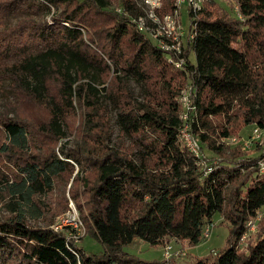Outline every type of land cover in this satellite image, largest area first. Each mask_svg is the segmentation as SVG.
Masks as SVG:
<instances>
[{"label": "trees", "instance_id": "obj_1", "mask_svg": "<svg viewBox=\"0 0 264 264\" xmlns=\"http://www.w3.org/2000/svg\"><path fill=\"white\" fill-rule=\"evenodd\" d=\"M16 1L0 0V78L11 80L12 93L0 110V204L9 211L0 218V264H179L125 248L136 239L197 245L217 213L229 226L226 245L189 255L186 264H264V216L241 244L247 222L264 207V152L252 157L223 141L248 125L264 129V0H233L242 18L210 0L200 15L190 10L195 62L187 52L184 69L138 30L136 0H118L120 11L111 9L114 0H34L33 11L54 10L48 20L5 23ZM168 1L165 13L176 7ZM129 81L141 85L142 100ZM187 85L196 88L191 131L209 171L178 138V96ZM104 103L115 107L120 134L135 141L136 153L111 146L96 119ZM78 104L89 109L84 127L99 141L58 147L73 131L67 119ZM75 164V178L87 173L84 201L78 189L71 195L86 235L104 246L98 254L85 252L67 229L55 230L60 208L45 200Z\"/></svg>", "mask_w": 264, "mask_h": 264}, {"label": "rangeland", "instance_id": "obj_2", "mask_svg": "<svg viewBox=\"0 0 264 264\" xmlns=\"http://www.w3.org/2000/svg\"><path fill=\"white\" fill-rule=\"evenodd\" d=\"M34 0H19L13 3L10 7H8L5 10L4 13V22L8 24L16 23L18 20L21 18H25L28 16H33L36 19H44L48 20L51 16V14L54 12L52 10L51 14H47L45 10L43 9H38L37 11H33L34 8L30 9L29 6L33 5ZM41 1V0H37ZM138 6L142 9V14L146 12V7L144 6L142 0H136ZM169 2L168 0H166ZM205 0L203 2V9L209 5V3H214V8H220L225 10L227 13L231 14L233 17L237 18H242L239 16L237 5L234 3L233 0ZM210 3V4H211ZM166 4V3H165ZM120 7L119 1L114 0V3L111 6V9L118 10ZM119 11V10H118ZM167 12L165 10L164 6V0H163V6L157 11L159 16H163L164 14L160 13ZM189 11L190 7L187 4H183L182 7L180 8V18L181 22L183 24V27L185 29V40H186V35L191 32L190 30V16H189ZM170 13V12H168ZM167 14V13H165ZM200 15V12H199ZM3 27V23L0 21V30ZM153 42H155L154 39H152ZM190 49H186V53L189 52ZM190 53V52H189ZM190 60L192 62H195V54L191 52L189 54ZM2 69H0L1 73ZM112 77V75L110 76ZM10 83L11 80L9 78H0V110L3 108V103L7 99H12V93L10 90ZM128 86L131 88V90L135 93L137 97H139L140 100L143 99L142 97V87L141 85L137 84L134 81H129ZM187 87V86H186ZM183 91V89H182ZM181 91V92H182ZM181 94V93H180ZM178 96V101L179 97ZM180 103V102H179ZM105 107H107V111L103 109L100 110V114L98 117H96L97 121L102 124V128H106L109 131L107 134L110 135L111 138V146L115 147H121L123 151H128L129 153H136L139 147H137V144L133 139H130L129 137H125L120 134V127L117 123V111L113 105H109V103H104L103 104ZM28 106V105H26ZM89 113V109L86 107L80 108V105H77V112L70 115L67 119L68 124L70 125V128L73 130L72 132L69 133V137L63 139L62 141L60 140L58 142V147L61 144V142L65 143L68 142L69 146L75 147V145L80 144L84 145L85 143H92V145H96V143L99 141L95 137H90L87 134V131L84 127V125L87 123V117L86 115ZM89 116H88V122H89ZM237 123L236 120L232 122V126H234ZM255 125H248L246 127H243L241 130H239L237 133L233 132L232 135H237L239 136V139L243 141H249V138L252 134L253 128ZM102 128L100 130H97L99 133L98 135L103 134ZM96 129H94L95 131ZM99 147H102L101 145H97ZM235 147V146H231ZM37 151V150H36ZM245 151L252 157L259 156L264 152V137H262L261 140L258 142L253 143L250 148L245 149ZM133 155V154H132ZM208 156H212L213 154L211 152L207 153ZM135 157V156H133ZM79 170V166L75 164V171L73 174L61 177L57 183L56 187L54 190V193L51 194V196L47 197L45 200L47 203H50V206L52 208H60V212L58 213L56 217V221L53 224V227H57L58 225H62L60 230H64L68 232L67 226L63 224L64 219L69 215L70 211L72 208H75L78 212V215L81 218V214L79 212V209L77 207V203L75 200H73L71 191L73 189H78L77 190V195L79 197V200L81 202L84 201V178L86 173V169L80 173V175L76 177L77 173ZM65 201V202H64ZM264 210V207L262 208ZM9 214V211L6 209L5 205L0 204V218H4L6 215ZM83 222V221H82ZM33 223V221H32ZM84 224V223H83ZM85 226V225H84ZM211 234L208 238L202 239V241L194 246H187L186 242L184 241H176L172 240L171 245L174 246L175 249H184L187 251V256L183 258H177V263L179 264H186L189 260L190 257L196 258V257H205L208 256L212 250L218 251L222 247L226 245L227 238L229 236L230 230L229 226L227 223L223 224L222 223V215L220 213H217L214 216L213 222L211 224ZM258 229V228H257ZM86 230V229H85ZM257 231V230H256ZM251 233L250 235L255 234ZM80 247H82L85 252L87 253H101L104 250L103 244L98 241L96 238H94L90 234H85V235H80V238L76 242ZM126 251L135 254L139 258H142L144 260H164V247L162 245L159 246H151L147 242L141 240V239H136L133 244L130 246H127L125 248ZM190 255V257H189Z\"/></svg>", "mask_w": 264, "mask_h": 264}, {"label": "built area", "instance_id": "obj_3", "mask_svg": "<svg viewBox=\"0 0 264 264\" xmlns=\"http://www.w3.org/2000/svg\"><path fill=\"white\" fill-rule=\"evenodd\" d=\"M204 1L205 0H176V7L174 10L161 17L158 15L157 11L163 6V0H142L144 6L147 8L146 12L134 17L133 20L139 31L145 33L151 40H155L154 43L164 51L171 64L178 69H184L188 60L186 49L190 47L192 39L195 36L196 25H191L190 21L189 28L191 32L186 35L185 40V29L180 18V8L183 4H187L190 10L194 14H197L203 8ZM118 10L120 11V9ZM239 16L242 17L240 14ZM195 95L196 88L191 85H187L180 94L179 102L182 107L181 118L183 124L180 128L178 138L198 158V163L201 168L209 171L211 170V163L202 154L199 138L191 131L192 118L197 111V105L194 100ZM262 137H264V129L255 125L249 141L246 140L242 142L237 135H231L223 141L230 146L240 145L244 149H248L253 143L261 140ZM260 168L264 171V159L260 161ZM68 214L63 224L68 228V238L74 239V241L77 242L80 235L86 234V230L75 208H72ZM262 216H264V210L260 209L256 215L247 222V230L242 236L241 244H243L244 240L251 233L256 232L258 222ZM61 227L62 225H58L55 227V230L60 231ZM211 230V224L206 225L203 229V237L208 238L211 234ZM216 252V250H212V253L216 254ZM186 256L187 251L184 249H175L171 244L164 247L165 260L183 258Z\"/></svg>", "mask_w": 264, "mask_h": 264}]
</instances>
